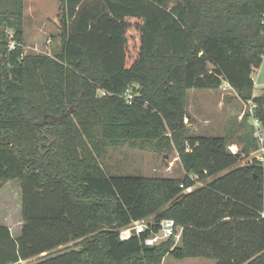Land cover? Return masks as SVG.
I'll return each mask as SVG.
<instances>
[{"label": "trees", "instance_id": "trees-1", "mask_svg": "<svg viewBox=\"0 0 264 264\" xmlns=\"http://www.w3.org/2000/svg\"><path fill=\"white\" fill-rule=\"evenodd\" d=\"M22 5L0 13V182H18L22 217L16 236L0 224V264H264V154L239 163L260 144L251 135L233 153L227 136L184 122L188 89L226 81L264 127L251 78L264 73V0H59L49 54L24 51ZM123 144L174 148L184 174L107 172L108 148ZM191 175L201 184L184 192ZM143 217L153 230L173 218L179 241L120 239Z\"/></svg>", "mask_w": 264, "mask_h": 264}, {"label": "rangeland", "instance_id": "rangeland-1", "mask_svg": "<svg viewBox=\"0 0 264 264\" xmlns=\"http://www.w3.org/2000/svg\"><path fill=\"white\" fill-rule=\"evenodd\" d=\"M47 16H53L51 11L45 12ZM58 20V19H57ZM50 26V25H49ZM2 26L0 25V29ZM8 35L12 32L8 27H3ZM45 46L47 44H44ZM24 51L35 53H52V48L48 50L39 47L37 50L29 48L23 43ZM258 84L264 82L263 71L258 77ZM261 89L256 90L254 95H259ZM245 101L231 87H218L216 89L191 88L186 91L185 105L188 118L184 119L187 133L203 134L205 136H227L233 142L228 148L235 147L238 151L245 145L246 137L255 138V125L252 117L242 119L246 112ZM257 140V138H256ZM258 141V140H257ZM259 143V142H258ZM262 155V150L251 147L246 157L240 160V164L250 161L253 157L257 159ZM103 166L107 172L111 173H133L144 176H171L179 177L184 174L177 152L174 148L170 152L162 153L156 151L151 146L146 148L132 147L123 144L110 147L103 158ZM228 169L222 171L226 172ZM201 182H197L199 185ZM21 192L17 181L7 180L0 182V224H6L11 233L16 236L20 233L21 217ZM174 239V242H178ZM70 246H73L70 243ZM38 258L23 261L19 264H29ZM213 259L195 257L175 259L166 256L162 264H214Z\"/></svg>", "mask_w": 264, "mask_h": 264}, {"label": "built area", "instance_id": "built-area-1", "mask_svg": "<svg viewBox=\"0 0 264 264\" xmlns=\"http://www.w3.org/2000/svg\"><path fill=\"white\" fill-rule=\"evenodd\" d=\"M263 17H264V13H263ZM263 36H264V32H263ZM8 45L9 48H13L15 46V41L12 39V32L9 34ZM261 72H262V65H260L259 67H255L252 70L251 78L253 82V95L256 90H259V88L264 89V82L261 85L258 84L257 82ZM226 86L230 87V85L226 81H224L220 87H226ZM123 96L127 103H131L133 94L130 90H126ZM245 103H246L245 104L246 111L251 114V117L254 120V125L256 127L254 134L261 146L260 149L262 150V155L257 158L262 161L264 154V148L262 146L264 142V127H262L261 123L253 117V109L255 108V104L253 103L252 99H248ZM230 151L234 153L236 152V148L231 147ZM190 177L194 183L190 185L180 184L184 192H190L196 186H198L196 185V183L198 182L197 176L191 175ZM181 230H182L181 226H177L173 218H163L158 223V229L153 230L151 229V219L149 217H143L131 222L130 224L124 227L119 228L118 235L120 239H127L133 234L139 235L145 231H148V235L144 238L143 241L144 244L156 245L170 237L178 240L180 238Z\"/></svg>", "mask_w": 264, "mask_h": 264}, {"label": "crops", "instance_id": "crops-1", "mask_svg": "<svg viewBox=\"0 0 264 264\" xmlns=\"http://www.w3.org/2000/svg\"><path fill=\"white\" fill-rule=\"evenodd\" d=\"M22 3L23 43L34 50L39 47L49 50L51 47L54 50L52 53H56L60 43L57 20L59 0H22ZM11 5L12 0H0V13L9 11ZM48 10L53 13V16L45 14ZM23 261L26 260L13 264Z\"/></svg>", "mask_w": 264, "mask_h": 264}]
</instances>
